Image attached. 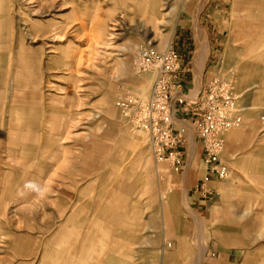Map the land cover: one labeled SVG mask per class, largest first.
I'll return each mask as SVG.
<instances>
[{
	"label": "rangeland",
	"instance_id": "rangeland-1",
	"mask_svg": "<svg viewBox=\"0 0 264 264\" xmlns=\"http://www.w3.org/2000/svg\"><path fill=\"white\" fill-rule=\"evenodd\" d=\"M209 3L216 52L199 67ZM263 41L264 0H0V264H264ZM168 45L186 107L233 121L217 133L226 177L191 129L178 167L154 156L120 104L149 95L140 49Z\"/></svg>",
	"mask_w": 264,
	"mask_h": 264
},
{
	"label": "built area",
	"instance_id": "built-area-1",
	"mask_svg": "<svg viewBox=\"0 0 264 264\" xmlns=\"http://www.w3.org/2000/svg\"><path fill=\"white\" fill-rule=\"evenodd\" d=\"M136 64L138 71H154L149 95L145 100L127 95L120 104L128 107L127 101L131 102V110L125 113L132 126L146 134L153 155H167L178 167L182 162L180 149L187 140L188 129H191L192 136L200 143L199 156L208 176H228V166L220 157L223 143L217 133L233 121L226 118L224 109L215 105L209 108L186 107L187 100L175 92L184 86L185 69L172 45L161 52L152 48L140 49ZM183 101V106H176ZM178 109L181 113L190 111L191 116L179 117ZM213 111H218V118H213Z\"/></svg>",
	"mask_w": 264,
	"mask_h": 264
},
{
	"label": "crops",
	"instance_id": "crops-1",
	"mask_svg": "<svg viewBox=\"0 0 264 264\" xmlns=\"http://www.w3.org/2000/svg\"><path fill=\"white\" fill-rule=\"evenodd\" d=\"M213 10H214L213 4L212 3H209L205 7H203V9L201 10V12L199 14V17H198V24H199V26H201V27H203L205 29V31L207 33V36L209 38V41H210L208 50H207V48H205V54L203 56V61L201 63V66H203V63H205V67L207 65H209L210 62L213 61V59L215 57V52H216V50H215V43H216V36H217V28H216L217 27L216 26L217 23L215 22V17H214V12L215 11H213ZM259 48L264 49V41H263V44L262 45L256 46L252 51L255 53ZM194 54H195V52H194ZM205 56H206V60H205ZM183 57L184 56L182 55V58ZM193 59H194V55H193V58H192V64H193ZM182 62L184 64L185 61L182 60ZM185 64H186V62H185ZM185 75L186 74L184 73V75H183L184 76V80H185ZM21 102H22L21 99L20 100L18 99V102H17V100L12 99V102H10L8 104V106H9L8 107L9 108L8 111L11 112V109L17 108L20 105ZM2 110H3V108H2ZM29 111L32 112V113H36L37 112L35 106L34 107L31 106V108H30ZM0 114H1V108H0ZM1 128H2V124L0 123V137L2 135V129ZM6 129H7V131H6L7 134L8 133L11 134V133L14 132V131H12L13 129H12L11 122L9 123V121H8V126H7ZM13 143H14V141L9 140V144L12 145ZM201 186H204V184H202ZM201 186H199V188ZM196 189H197V187H196ZM191 192L192 193H190V197H191V200L194 202V205L196 206L197 204H200L201 200L199 199V197H197L198 195L196 194V192L194 190H192ZM8 235H9V232L8 231L2 230L0 228V236L3 237V243L6 242L7 243L6 245H8L10 243V239L9 238H7V239L5 238ZM13 244L19 250L21 248H25V247L27 248L29 246V242H27V241L26 242H21V239L19 237H17V236L15 237V241H14Z\"/></svg>",
	"mask_w": 264,
	"mask_h": 264
},
{
	"label": "bare ground",
	"instance_id": "bare-ground-1",
	"mask_svg": "<svg viewBox=\"0 0 264 264\" xmlns=\"http://www.w3.org/2000/svg\"><path fill=\"white\" fill-rule=\"evenodd\" d=\"M200 38H201V37H200ZM199 41H200V40H199ZM197 43H198V42H197ZM199 45H200V44H199ZM199 53H200V52H198V53L196 52V54H199ZM202 53H203V52H202ZM195 56H196V55H195ZM202 56H203V55H202ZM198 57H199V55H198ZM199 58H200V57H199ZM196 59H197V58H196ZM198 60H199V59H198ZM198 62H199V61H198ZM198 62L196 61V63H198ZM200 63H201V62H200ZM198 66L200 67L201 65L198 64ZM194 86H195V85H194Z\"/></svg>",
	"mask_w": 264,
	"mask_h": 264
}]
</instances>
